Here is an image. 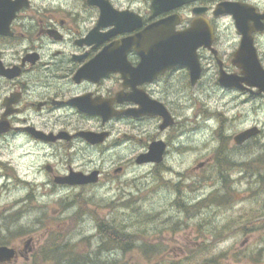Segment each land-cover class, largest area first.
Returning a JSON list of instances; mask_svg holds the SVG:
<instances>
[{
  "label": "clouds",
  "instance_id": "obj_1",
  "mask_svg": "<svg viewBox=\"0 0 264 264\" xmlns=\"http://www.w3.org/2000/svg\"><path fill=\"white\" fill-rule=\"evenodd\" d=\"M25 2L31 8L15 17L17 34L0 32V243L13 242L24 233H36L51 246L74 247L87 237L84 264H124V244L99 230L93 208L110 206L112 215L119 214L124 199L144 198L150 188L163 183L164 174L184 172L205 150L237 172L264 159V139L255 143L249 141L250 134L241 135L253 126L264 130V105L245 107L238 87L218 84L214 77L195 89L186 87L179 98H169L178 123L175 130L168 132L160 131V115L150 120L142 114L134 119L112 118L102 125L99 115L82 113L76 98L95 104L97 97L111 94L103 83H90L87 78L77 83L71 79L77 68L72 57L83 51L75 42L88 36L97 13L86 9L83 0ZM20 4L21 0H0V15L15 11ZM249 12L253 19L249 20L245 39L258 21H264L254 9ZM63 15H70L74 24L60 28L56 19ZM48 17H52L49 26L64 37L62 41L48 34L37 35L41 27L37 20ZM260 26L264 27V23ZM33 51L39 53V61H25ZM4 69L15 70L16 78L9 79ZM13 92L18 95L6 99ZM56 100L70 103L54 104ZM225 115L231 118L225 119ZM86 129L108 131L110 136L105 142H92L86 137L57 135ZM131 129L134 134L124 135ZM159 139L165 140L166 150L165 145H160V152L150 155L148 145ZM139 153L145 155L137 161ZM118 168L122 172L114 174ZM73 170L83 175L69 176ZM93 172L102 178L98 181L90 175ZM149 177L151 184L147 182ZM133 192L136 196L130 197ZM255 207L246 204L245 210ZM53 208L57 209L51 218L56 229L49 232L46 224ZM200 213L197 218L207 221L204 231L210 238L206 249L190 246L187 264H204L209 256L238 239L225 238L227 218L213 216L203 207ZM133 215L139 221L145 215L143 207ZM121 219L126 230L151 234V225ZM142 243V239L126 240L129 247H140ZM12 255L0 251V264H10ZM19 255L24 256V264H46V259L37 254L29 256L25 251ZM57 264H63V260L57 258Z\"/></svg>",
  "mask_w": 264,
  "mask_h": 264
},
{
  "label": "flooded vegetation",
  "instance_id": "obj_2",
  "mask_svg": "<svg viewBox=\"0 0 264 264\" xmlns=\"http://www.w3.org/2000/svg\"><path fill=\"white\" fill-rule=\"evenodd\" d=\"M153 1L148 3L147 0H83L84 7L97 14L93 18L88 36L75 42L76 47L82 48L83 51L72 57L77 63V68L71 79L77 83L83 78H87L90 83H103L111 94L107 97H97L98 102L95 104L84 98H76L80 101L79 108L82 113L99 115L102 125L112 118L134 119L137 114H142L144 119L150 120L160 115L163 117L160 131L168 132L175 129L178 123L175 107L170 106L169 98H179L186 87L195 89L213 77L216 83L220 84L221 76H234L240 83L239 90L243 98H246L244 103L250 99H264V94L256 95L255 89L248 90L243 69L250 64L254 55L255 59L252 61L255 60L264 71V27L260 26L264 21H258L256 29L245 39L249 20L253 19L249 9H254L257 16L264 17V0H194L171 9L168 2L154 5ZM30 8V3L21 0L15 11L0 15V32L17 34L15 17ZM228 8L230 11L226 12ZM236 19H239L241 27H245L244 31H240ZM51 20L52 17L37 20L41 25L37 35L48 34L50 38L62 41L64 37L61 33L55 27L49 26ZM74 22L70 15L56 19L60 28L71 26ZM154 27L158 28L161 35L160 44L154 43ZM190 30L194 37L187 38ZM144 33H151V36L144 38ZM170 34L181 36L183 40L188 39L192 45H196L195 50L186 53L184 45L180 44L177 52L170 53L172 45L164 42ZM236 36H239L238 40L235 39ZM88 40L93 42L85 43ZM245 40L250 43L252 51L242 48ZM144 58H149L152 67L143 64L146 62ZM24 59L31 63L38 62L39 53L30 52ZM186 62H193L198 67L199 77L194 85L191 84V69ZM153 64L157 67L154 68ZM4 71L9 74V79L16 78L15 70ZM17 95V92H13L6 99L11 100ZM53 103L66 104L70 101L56 100ZM166 113L172 118V123L164 128ZM9 126L15 127L11 123ZM134 131L126 130L124 135L134 134ZM38 135L52 136L53 133ZM57 135H76L86 137L92 142H105L110 133L86 129L75 134L61 132ZM154 143L165 145V150L167 148L165 140L159 139L148 145L149 150ZM144 154L139 153L136 159ZM120 172L122 169L118 168L114 174ZM82 175L83 173L75 170L69 173V176L74 177ZM90 175H95L98 181L102 178L95 172ZM254 221L260 223L261 219ZM28 242L24 243L26 248L22 251L19 247H13L17 257H22L20 252L31 253L30 244L33 239ZM249 259L256 261L251 264H264L259 262L258 258L248 256L242 257L240 264H250ZM212 264L217 263L212 261Z\"/></svg>",
  "mask_w": 264,
  "mask_h": 264
},
{
  "label": "rangeland",
  "instance_id": "obj_3",
  "mask_svg": "<svg viewBox=\"0 0 264 264\" xmlns=\"http://www.w3.org/2000/svg\"><path fill=\"white\" fill-rule=\"evenodd\" d=\"M245 100H242L245 107L254 105L259 108L264 105V99H250L244 103ZM230 118L225 115V119ZM261 139H264V130L250 142L259 143ZM213 158H216L215 155L205 150L184 172L164 174L163 183L150 188L144 198L124 199L117 215H112L110 206L93 208L99 230L124 244L127 256L124 264H187L190 246L199 250L206 249V241L210 238V234L204 231L207 221L197 218L202 207L211 211L213 216L228 219L224 227L225 238L238 237L233 244L215 252L205 261L240 264V259L248 256L264 262V203H261L264 200V159L256 160L246 166L247 170L237 172L232 170V166L217 158L214 161ZM199 164L202 166L197 167ZM224 171L229 172L227 178L217 175ZM147 182L151 184L152 178H147ZM129 196L134 197L136 193H130ZM246 204L257 207L245 210ZM140 207H143L145 215L136 221L133 214L138 213ZM56 211L53 208L49 213L46 224L49 232L56 229L51 219ZM121 217L151 225V234L126 230L127 225ZM257 218L261 219L260 223L254 221ZM128 238L142 239L143 243L140 247H129L126 244ZM29 239H33V242L30 245L32 251L28 255L37 254L45 259L47 253L53 252L48 251L50 247H56L55 256L75 260L82 258L89 246L87 237H83L74 247L59 244L51 246L36 233L18 235L7 245L19 247L22 251L24 243ZM248 263L256 261L249 259ZM10 264H24V256L10 261ZM46 264L52 263L46 261Z\"/></svg>",
  "mask_w": 264,
  "mask_h": 264
},
{
  "label": "water",
  "instance_id": "obj_4",
  "mask_svg": "<svg viewBox=\"0 0 264 264\" xmlns=\"http://www.w3.org/2000/svg\"><path fill=\"white\" fill-rule=\"evenodd\" d=\"M193 0H154L153 4L154 5H161L164 4V2H168L170 4V9L174 8L176 6H179L183 3H187ZM230 11V9L228 8L226 12ZM237 21V26H239L240 31H244L245 27H241L240 23H239V19H236ZM151 33H144L143 37H150ZM153 36H154V43L155 44H160V39H161V35L158 31V28L154 27L153 28ZM168 37V38H167ZM186 37H194V33L192 32V30H190V32L186 35ZM164 42H169L170 45H172V48L170 49V53L172 52H177V49L179 48L178 45L183 44L184 45V50L186 53H188L190 50H195L196 45H192V43L186 39L183 40V38L181 36H176V35H168L166 36V40H164ZM192 42L194 43V41L192 40ZM245 47V49L248 51L249 49L251 50V45L248 41H244V45H242V48ZM252 51V50H251ZM253 59H255V56L253 55V58L250 60V64L248 66H245L244 69V73L246 78V85L249 87H255L257 88V91L255 92V94H261L264 93V71L263 69L257 64V62ZM144 60L146 62H144L143 64H145V66H148L149 68L152 67V63L149 62V58L146 59L144 58ZM178 63V61H176ZM186 65L191 69V84H195L198 77H199V70L198 67L195 63H191V62H186ZM154 68L157 67L156 64H153ZM220 84L224 85V86H228V87H238L241 89L240 87V83L238 81H236L235 79L226 76V77H221L220 78ZM165 118H164V123L163 126L164 128L167 127L168 125H170L172 123V119L170 116H168V114H165ZM249 135V139L258 135L259 134V130L257 128H251L248 130H245L244 133H242L241 135ZM160 144L159 143H154L153 145L150 146V151L149 154L150 155H155L158 154L160 152ZM144 156V155H143ZM142 157V156H141ZM140 157V158H141ZM140 158L137 160L139 161ZM29 244V242L27 243ZM0 251H3L4 253H12L13 255L9 258L10 261H12L15 258V250L12 248H7V247H0ZM204 264H209V263H204Z\"/></svg>",
  "mask_w": 264,
  "mask_h": 264
},
{
  "label": "trees",
  "instance_id": "obj_5",
  "mask_svg": "<svg viewBox=\"0 0 264 264\" xmlns=\"http://www.w3.org/2000/svg\"><path fill=\"white\" fill-rule=\"evenodd\" d=\"M55 248L54 247H52V248L50 247L48 251H52L53 250V252H49V253H47V255H45V256H48V257H46V261L48 263L57 264V258H60L61 260H63V264H84V261H83V259L81 257L78 258V259H75V260H70L69 258H65V257H62V256H59V257L55 256V255H57L55 253L56 252ZM43 252H45V251H43ZM51 256H53V258Z\"/></svg>",
  "mask_w": 264,
  "mask_h": 264
}]
</instances>
